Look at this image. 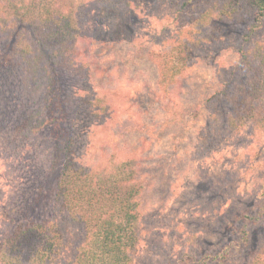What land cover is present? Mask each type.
<instances>
[{
	"label": "trees",
	"instance_id": "16d2710c",
	"mask_svg": "<svg viewBox=\"0 0 264 264\" xmlns=\"http://www.w3.org/2000/svg\"><path fill=\"white\" fill-rule=\"evenodd\" d=\"M131 10L126 0H0V169L7 180L0 198V264H134L147 233L143 184L128 161L105 168L87 163L84 144L101 107L83 99L79 93L86 90L73 84L89 75L77 47L83 31L94 28L95 42L117 44L132 32ZM215 10L220 18L242 22L254 14L264 23V0H221L203 9L200 22L212 21ZM252 43L238 52L249 79L237 85L222 79L212 98L227 106V132L249 126L264 139V44ZM190 44L174 42L153 56L161 96L197 59ZM103 110L109 113L108 106ZM233 218L241 226L220 251L198 257L182 252L174 259L166 244L161 262L231 264L247 251L245 264H264V247L248 250V227L264 226V185L256 211ZM68 228L79 232L73 248Z\"/></svg>",
	"mask_w": 264,
	"mask_h": 264
},
{
	"label": "rangeland",
	"instance_id": "374dc122",
	"mask_svg": "<svg viewBox=\"0 0 264 264\" xmlns=\"http://www.w3.org/2000/svg\"><path fill=\"white\" fill-rule=\"evenodd\" d=\"M126 1L136 17L129 36L117 44L95 42L98 31L91 28L77 45L89 75L73 84L86 90L79 93L83 99L101 107L89 127L85 160L103 168L128 161L138 171L147 233L134 264H165L160 250L166 244L174 259L182 252L197 257L218 252L235 240L233 231L241 226L234 213L256 211L264 185V139L249 126L227 132V106L212 97L222 79L235 85L249 79L238 52L252 42L264 44V23L254 14L242 22L220 18L216 10L212 21L200 22L203 9L221 0H198L186 8L184 0ZM74 2L63 0L65 5ZM197 39L203 43L195 44ZM174 42L195 44L198 56L170 94L161 96L153 56ZM103 105L109 113L104 114ZM3 172L0 198L7 185ZM248 228V250L264 247V226ZM65 231L73 248L79 232ZM246 257L247 251L231 264H245Z\"/></svg>",
	"mask_w": 264,
	"mask_h": 264
}]
</instances>
